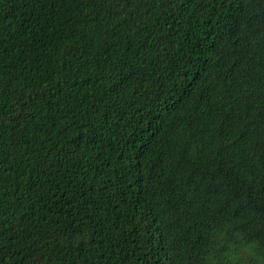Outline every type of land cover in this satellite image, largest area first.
Segmentation results:
<instances>
[{"label":"trees","instance_id":"1","mask_svg":"<svg viewBox=\"0 0 264 264\" xmlns=\"http://www.w3.org/2000/svg\"><path fill=\"white\" fill-rule=\"evenodd\" d=\"M0 264H264V0H0Z\"/></svg>","mask_w":264,"mask_h":264}]
</instances>
